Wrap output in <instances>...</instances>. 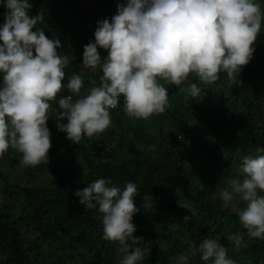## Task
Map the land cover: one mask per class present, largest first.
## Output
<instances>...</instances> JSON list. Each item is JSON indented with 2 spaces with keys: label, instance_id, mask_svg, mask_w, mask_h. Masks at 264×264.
Instances as JSON below:
<instances>
[{
  "label": "trees",
  "instance_id": "trees-1",
  "mask_svg": "<svg viewBox=\"0 0 264 264\" xmlns=\"http://www.w3.org/2000/svg\"><path fill=\"white\" fill-rule=\"evenodd\" d=\"M43 1L48 2L46 7ZM29 2L30 16L41 12L44 17L37 27L49 39L58 38L59 53L69 57L66 85L73 74L81 73L83 49L95 42L97 23L111 20L124 0ZM256 2L264 11V0ZM5 13L0 7V25L5 22ZM98 52L102 59L108 55L103 49L98 48ZM258 55L255 50L249 64L240 76L237 74L236 85L230 86L223 72L213 88L190 74L180 87L187 89L196 83L201 88L196 99L174 84L159 81L168 91L169 106L147 120L129 119L121 97L118 107L111 110V124L103 136L93 137L97 141L84 137L79 145L57 128L58 100L71 94L66 88L62 90L50 102L49 162L39 169H24L26 175H34V181L49 172L41 189L26 191L15 173L6 176L0 171V264H54L52 259H56L55 264H65L61 252L71 264H118L117 245L102 238L101 214L86 211L74 196L101 178H110L121 188L127 182L137 185L135 202L140 211L133 217V236L143 237L151 247V255L141 264H175L184 248L198 247L205 238L227 247L237 256L236 264H264V239L247 235L238 216L222 207L214 187L219 180L226 183L237 174L244 156L264 155L257 151L264 149V61ZM101 75L99 70L85 72L81 95L87 94L92 81L99 86ZM208 130L215 131L219 139L208 138ZM15 154L16 150L9 148L0 157V166L21 164ZM145 195H151V207H143ZM184 201L190 202L187 222L177 214ZM226 220L233 224L232 234L241 237L236 250L229 248V239L213 226L220 223V227ZM30 235L31 240L27 239ZM45 246L49 247L46 254ZM192 264H201L198 256L192 258Z\"/></svg>",
  "mask_w": 264,
  "mask_h": 264
},
{
  "label": "clouds",
  "instance_id": "clouds-1",
  "mask_svg": "<svg viewBox=\"0 0 264 264\" xmlns=\"http://www.w3.org/2000/svg\"><path fill=\"white\" fill-rule=\"evenodd\" d=\"M0 7L6 9L0 25V157L12 148L21 154L23 166L33 168L49 162L50 102L65 88L71 94L59 98L55 121L58 131L79 145L83 137H96L110 126L111 110L121 97L129 119L164 113L168 91L159 81L176 85L193 99L201 94L196 83L180 87L190 74L200 84L211 85L223 72L229 85H236L237 74L253 57L264 21L256 0H124L111 20L97 23L95 42L83 49L81 73L65 85L70 60L59 53L60 40L49 39L37 27L43 14L30 16L29 0H0ZM98 48L106 50L107 57L102 59ZM89 70L102 73L100 84L92 81L87 94L81 95L83 74ZM64 120L66 124L60 123ZM138 194L135 183L121 188L110 178L97 179L74 193L86 211L101 214L102 238L117 245L118 264H141L151 255L150 244L133 236ZM219 198L222 207L238 216L249 237L264 239V155L244 156ZM143 201L145 208L154 204L151 195ZM229 239L240 247L238 234ZM197 256L201 264H235L225 247L211 238L198 247L191 245L175 264H192Z\"/></svg>",
  "mask_w": 264,
  "mask_h": 264
},
{
  "label": "rangeland",
  "instance_id": "rangeland-1",
  "mask_svg": "<svg viewBox=\"0 0 264 264\" xmlns=\"http://www.w3.org/2000/svg\"><path fill=\"white\" fill-rule=\"evenodd\" d=\"M43 3H45V7L47 6L48 2H45L43 1ZM254 48H256L255 50H257L258 52V59H261L264 61V21L262 22V25H261V31L257 37V41L254 43L253 45ZM264 63V62H263ZM217 83V82H216ZM211 88H213V86H215V84H211L209 85ZM221 112V111H220ZM225 126V129L227 132H230L231 130L228 129V126L227 125H224ZM234 126H232L233 128ZM103 136V133L101 134ZM206 135L208 138H211L213 141H216L218 140L219 138L216 137L215 135V131H207L206 132ZM104 139H107L106 137H103ZM84 139V137L82 138V140ZM89 139V138H88ZM91 141H97V139L95 138H91ZM93 150V149H92ZM95 151V150H94ZM93 152V151H92ZM128 157L131 155L130 153H127V151L125 152ZM13 157H17V161L20 163L21 159H22V156L20 153H18L16 151V154L13 156ZM43 164H40L38 165L37 169H39ZM34 168V169H35ZM24 169L25 166H23L22 164H18V165H11V163L9 164H3L2 166H0V171L4 172L6 174V176L8 174H12V173H15V176H17V182H19L23 189L28 191L29 189H35V190H39L41 189L42 185H43V182L45 181L46 177H48V174L49 172H46L44 175H41V177L39 179H37L36 181H34V175L33 174H29V175H26L24 173ZM238 174V172H237ZM236 174V175H237ZM234 175V176H236ZM233 176V177H234ZM224 179H221L219 180V183H217L216 185H214L215 187V190L217 191V195L219 197V191L225 187H227V182L224 184ZM189 205H190V202H181V209L180 211H178V215L182 218H184L186 216V213L189 211ZM220 224V223H219ZM219 224H214L213 226H215V230L217 231H221V235L220 236H225L227 239H229V237L233 236V231H234V227H233V224L229 221V220H226L223 222V224H221V226L219 227ZM26 234V233H25ZM31 238H33L31 235L30 236H27V239L31 240ZM220 237H217V239H219ZM229 243L231 245V247L229 248H233L234 245H233V242L229 239ZM190 247V246H189ZM189 247H186L184 248V251L186 249H188ZM45 251L44 254H46L49 250V247L45 246ZM226 251H227V254H228V257L233 259L234 262L237 261V256H232L230 253H229V250L227 249V247H225ZM236 250V248H234ZM239 251V250H237ZM49 252H53V251H49ZM60 257H63L64 258V262L65 264H71V261L68 259V257L66 255L63 256V253L61 252L60 254ZM52 263H56V259H52ZM236 264V262H235Z\"/></svg>",
  "mask_w": 264,
  "mask_h": 264
}]
</instances>
